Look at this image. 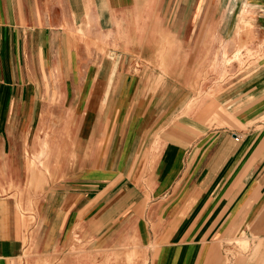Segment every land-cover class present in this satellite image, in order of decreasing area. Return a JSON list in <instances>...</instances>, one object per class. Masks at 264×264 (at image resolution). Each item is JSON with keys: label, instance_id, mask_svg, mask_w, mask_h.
I'll return each instance as SVG.
<instances>
[{"label": "crops", "instance_id": "1", "mask_svg": "<svg viewBox=\"0 0 264 264\" xmlns=\"http://www.w3.org/2000/svg\"><path fill=\"white\" fill-rule=\"evenodd\" d=\"M248 2L252 6L244 10H253L254 20L250 28L256 37L263 36L247 43L256 46V57L250 61L261 65L241 72L235 85L225 86L219 101H204L202 117L175 118L173 138L166 134L156 154L161 162L155 182L134 187L131 193H140L132 200L134 211L150 207L126 219L128 226L137 223L149 241L154 237L153 256L145 264H264V0ZM184 3L0 0V264L18 262L23 248L24 219L17 217V205L22 203L25 179L32 174L31 188L38 190L41 159L64 157L70 164L72 110L86 111L83 120L90 126L116 129L121 92L114 80L120 62L127 57L148 60L155 45L152 31L166 29L169 23L177 27L175 45L198 60L194 28L191 37H184ZM199 8L196 0L191 8L195 20ZM104 61L111 67L103 71ZM89 63H100L95 76L102 86L96 82L90 93L100 89L101 98L96 103L92 97L77 102L73 78H80L83 85L78 86L87 90ZM133 88L129 85L123 93L130 95ZM110 95L115 100H108ZM58 111H63V119ZM134 125L136 137L148 123L137 119ZM60 141L67 148L62 150ZM76 173L65 181L66 191L59 197L63 205H71L69 220L73 195L75 206L83 210L88 182L96 183L98 190L105 178L104 167L98 165H83ZM149 196L156 200L149 201ZM52 200L55 205L54 195ZM103 207L101 203L99 209Z\"/></svg>", "mask_w": 264, "mask_h": 264}, {"label": "rangeland", "instance_id": "2", "mask_svg": "<svg viewBox=\"0 0 264 264\" xmlns=\"http://www.w3.org/2000/svg\"><path fill=\"white\" fill-rule=\"evenodd\" d=\"M195 2L185 0L184 3L188 7L184 37H191L193 27L198 39V47H195L198 60H192L191 54L186 56V51L183 53L182 47L175 45L177 27L174 22L169 23L166 29L152 31L155 45L148 60L127 57L120 62L119 76L114 80V86H118L121 92L116 129L110 125L90 126L89 120H83L88 117L86 111L72 110L70 164L64 157L43 158L39 166V189L31 188L32 174L23 184L22 203L17 205V217L24 219L23 248L15 264H145L151 260L154 237L149 241L137 223L127 225V216L136 212L143 214L150 208L147 205L145 209L142 205L137 209L139 211L133 210L132 200L140 194L132 197L133 188L143 189L155 182L161 162L156 154L162 149L166 134L173 138L171 133L176 128L172 122L175 118L183 114L190 120L200 112H206L204 101L208 98L219 101L225 86L235 85L241 72H252L261 65V62L250 61L256 57V46L247 45L255 38L263 37L259 34L256 37V30L250 28V23L254 22L253 10H244L246 6H252L250 1L199 0L196 20L195 14L191 13ZM183 48L192 47L184 45ZM97 64L89 63L86 67L89 76L86 78L87 90L78 86L83 85L80 78H73L77 81V84L74 82L75 101L92 97L96 103L101 98L100 89L90 93L97 82ZM102 65L104 71L111 67V62L104 61ZM129 85L134 90L127 95L123 91ZM96 86L102 84L97 82ZM111 96L108 100H115ZM189 105L193 107L188 108ZM58 113L63 119V111ZM137 119L148 125L144 126L140 136L134 137V131H138V125H134ZM60 130L59 133L63 134L62 126ZM59 143L62 150L67 148V143ZM150 153L153 156H148ZM83 165L104 167L105 178L100 183L103 189L98 187L96 190V183L88 182V202L83 210L80 204L75 206L73 195L72 218L69 220L67 213L71 205H63L59 197L66 191L64 185L68 184L65 181L78 176L76 172ZM111 170L113 175L109 172ZM152 198L149 196L148 200H156ZM101 203L104 207L99 209Z\"/></svg>", "mask_w": 264, "mask_h": 264}, {"label": "built area", "instance_id": "3", "mask_svg": "<svg viewBox=\"0 0 264 264\" xmlns=\"http://www.w3.org/2000/svg\"><path fill=\"white\" fill-rule=\"evenodd\" d=\"M234 139L238 140V135L234 134Z\"/></svg>", "mask_w": 264, "mask_h": 264}]
</instances>
